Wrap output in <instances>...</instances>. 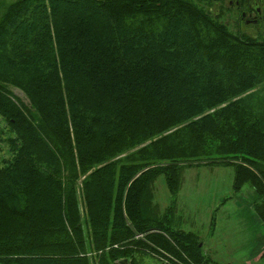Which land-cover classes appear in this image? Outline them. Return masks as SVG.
Instances as JSON below:
<instances>
[{
  "label": "trees",
  "instance_id": "1",
  "mask_svg": "<svg viewBox=\"0 0 264 264\" xmlns=\"http://www.w3.org/2000/svg\"><path fill=\"white\" fill-rule=\"evenodd\" d=\"M252 90H264V39L190 0L7 3L0 264H141L148 252L219 264L157 215L152 184L163 175L174 195L183 168L232 166L262 220L264 97L246 103Z\"/></svg>",
  "mask_w": 264,
  "mask_h": 264
},
{
  "label": "rangeland",
  "instance_id": "2",
  "mask_svg": "<svg viewBox=\"0 0 264 264\" xmlns=\"http://www.w3.org/2000/svg\"><path fill=\"white\" fill-rule=\"evenodd\" d=\"M11 1L0 0V11ZM190 2L203 9L230 33L262 40V33L256 27L242 24L240 11L228 7L227 0L220 3L210 0ZM12 92L20 101L27 103L21 91L12 88ZM262 92L252 90L242 97L246 103L256 104V99L264 97ZM2 128H6V123L0 117ZM6 146L0 141V155L5 152ZM233 179L232 166L193 165L182 169L179 188L171 195L164 176L160 175L152 184V204L164 223L170 224L173 229L193 232L203 254L212 262L264 264V217L261 220L254 208L258 197L250 186L244 185L239 191H234ZM78 203L82 207L81 193H78ZM139 236L141 238L143 235ZM160 258L148 252L142 255L139 262L157 264L163 261Z\"/></svg>",
  "mask_w": 264,
  "mask_h": 264
},
{
  "label": "flooded vegetation",
  "instance_id": "3",
  "mask_svg": "<svg viewBox=\"0 0 264 264\" xmlns=\"http://www.w3.org/2000/svg\"><path fill=\"white\" fill-rule=\"evenodd\" d=\"M210 1L220 3L223 0ZM227 5L239 10L242 24L256 27L262 33L261 39H264V0H227Z\"/></svg>",
  "mask_w": 264,
  "mask_h": 264
},
{
  "label": "water",
  "instance_id": "4",
  "mask_svg": "<svg viewBox=\"0 0 264 264\" xmlns=\"http://www.w3.org/2000/svg\"><path fill=\"white\" fill-rule=\"evenodd\" d=\"M122 263H125V261H122Z\"/></svg>",
  "mask_w": 264,
  "mask_h": 264
}]
</instances>
